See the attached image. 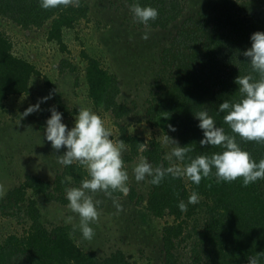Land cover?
Returning a JSON list of instances; mask_svg holds the SVG:
<instances>
[{"label": "trees", "instance_id": "trees-1", "mask_svg": "<svg viewBox=\"0 0 264 264\" xmlns=\"http://www.w3.org/2000/svg\"><path fill=\"white\" fill-rule=\"evenodd\" d=\"M139 2L159 9L158 17L147 24L152 27L167 28L184 10L182 0ZM238 2L223 0L216 8L213 19L205 13L189 16L177 30L171 45L161 53L163 70L171 75V83L160 86L156 79V87L160 89L156 97L153 94L154 98L149 99V122L164 132L177 133L181 145L190 144L192 150L186 156L211 155L223 150L220 145L200 144L203 130L198 126L194 112L208 109L217 125L236 136L253 158L257 161L264 158V141L242 139L223 120L225 112L218 111V105L224 99L240 97L237 76L252 73L258 78L249 57L243 52L252 44L251 34L264 30V16L258 12L242 16L240 12L246 8ZM88 13L89 7L84 0L77 1L75 6L52 9L41 8L39 0H0V15L23 29H40L49 22L45 37L62 51L68 50L64 42L65 30L75 28L80 20L88 18ZM139 24L146 26L141 22ZM82 56L86 59V80L93 103L112 111L116 117L129 114L130 105L118 100L120 86L117 76L104 66L98 56L85 51ZM60 64L61 71L66 65L71 71L75 70V66L65 59H61ZM34 75L42 73L15 49L11 37L0 27V103L11 95L29 92ZM160 75L162 77L163 73L160 72ZM44 79L63 116L74 113L75 109L65 103L56 84L48 76ZM169 124L175 125L174 131ZM121 139L130 151L123 155L125 164L139 154L148 157L155 165L164 160V149L155 138L147 147L144 137L122 128L119 141ZM181 162L184 165L188 160ZM214 172L215 169L198 185L189 178L186 184L184 177L170 174L158 185L150 183L147 200L150 211L159 217L165 213L174 216V222L163 227L164 264H178L174 248L186 228L185 217L192 216L198 205L204 206L209 215L202 230L194 229L199 234L197 245L193 248L197 263L247 264L249 256L259 252L262 253L261 264H264V179L245 186L242 177L233 181H218ZM86 176L84 166L74 161L71 165H64L53 181L27 174L19 185L8 191L5 197L8 205L3 203L0 208L5 210L14 206L18 218L28 217L30 226L22 235L12 233L0 241V264H134L122 250L100 258L95 250L83 249L74 239L69 224H56L49 228L42 222L37 196H42L46 202L55 200L67 204L65 184L79 185ZM193 191L199 194L200 202L198 205L188 204L187 209L181 211L178 202H187ZM113 194L123 193L114 191ZM134 194L135 190L131 189L130 195L133 197Z\"/></svg>", "mask_w": 264, "mask_h": 264}, {"label": "rangeland", "instance_id": "rangeland-1", "mask_svg": "<svg viewBox=\"0 0 264 264\" xmlns=\"http://www.w3.org/2000/svg\"><path fill=\"white\" fill-rule=\"evenodd\" d=\"M84 2L89 7L88 18L80 20L75 28L65 30L67 51H62L45 37L49 22L40 29H23L0 15V27L11 37L15 49L23 53L42 73L31 78L29 92L11 95L0 103V206L3 203L8 205L5 199L8 191L19 185L27 174L53 181L56 173L64 167L57 162V155L66 148L54 149L44 136L51 107L55 106L59 110L52 94L51 98L41 102L39 110L28 115L23 113L30 105L51 93L44 76L56 84L65 103L75 109L69 116H63L69 127L74 123L75 114L84 106L101 115L115 142H119L122 128H126L128 133L144 137L147 147L152 138L159 140L164 154L173 146L171 138L179 141L177 133L164 132L149 122V99L156 97L160 89L156 87V79L160 86L171 83V75L163 70L161 53L171 45L186 18L205 13L213 19L216 8L223 0H182L184 10L181 16L167 28L141 26L130 12L129 0ZM238 4L246 8L240 12L242 16L255 12L264 16V0H239ZM145 31L149 32L148 39L143 38ZM83 51L101 58L104 66L117 76L120 86L118 100L130 105L129 114L116 117L112 111L93 103L89 97ZM61 59L73 64L75 70L71 71L66 65L61 71ZM160 72L163 73L162 77ZM126 149L123 155L130 152L127 145ZM144 157L139 154L125 164L129 171L127 194L108 196L103 191L92 194L100 203L97 206L99 218L92 225L95 233L91 240L84 239L79 229L73 228V224L79 223V216L71 213L67 208L68 203L62 204L55 200L46 202L42 196H37L42 222L49 228L56 224L71 225L76 242L85 250H95L100 258L122 250L134 264H164L163 227L174 222V216L165 213L159 217L148 208L150 178L137 182L132 172L134 165ZM170 163L164 159L161 164L168 166ZM175 163L183 167L181 161ZM183 177L187 184L188 177ZM131 189L135 190L133 197L130 195ZM113 198L120 202L122 208L117 209ZM67 215L75 217L72 223H65L64 217ZM208 215L205 207L198 205L192 216L185 217L186 228L174 248L178 254V264H201L195 260L193 248L197 245L199 234L194 229L202 230ZM29 226L28 217L18 218L14 206L5 210L0 208V241L12 233L22 235Z\"/></svg>", "mask_w": 264, "mask_h": 264}, {"label": "clouds", "instance_id": "clouds-1", "mask_svg": "<svg viewBox=\"0 0 264 264\" xmlns=\"http://www.w3.org/2000/svg\"><path fill=\"white\" fill-rule=\"evenodd\" d=\"M43 9L58 8L60 6H75L76 0H39ZM133 18L145 25L159 15V9L151 4H141L133 0L129 5ZM149 32L143 33L148 39ZM250 39L252 44L243 54L249 57L252 69L258 73V78L252 73L237 76L238 99H224L219 103L218 111L225 112L223 120L228 123L233 133L244 140L264 141V30L254 31ZM51 98V93L42 97L35 104L30 105L23 112L28 115L39 110L42 101ZM51 115L46 120L44 136L54 149L65 147L66 150L57 155L60 165H71L74 161L84 166L87 176L79 185L65 184V195L68 200L67 208L71 213L78 214L79 223L73 224L79 229L84 239L91 240L95 229L93 224L99 218V200L93 198V193L103 191L105 195L112 196L114 191L127 194L129 192V171L125 166L123 152L126 145L121 139L115 142L111 130L105 126L100 114L90 108L81 106L75 114L71 127L63 120V113L52 106ZM198 118V126L203 130L200 139L202 145H220L223 149L211 155L198 154L195 157L186 156L191 152L190 144L181 145L175 138H171L172 147L164 154V159L170 161L168 166L162 164L153 166L147 157L140 159L132 169L137 182L150 178V183L158 185L167 174L173 177L187 176L195 184H200L202 178L213 174L218 181H233L242 177L243 184L247 186L257 180L264 179V158L257 161L250 152L243 148L236 136L224 131L208 109L194 112ZM174 131L175 125L169 124ZM188 160L183 167L175 161ZM69 180L71 178H68ZM199 194L193 191L187 202L180 200L178 207L185 211L188 204L198 203ZM117 209L122 208L118 200L113 198ZM65 223H72L73 215L64 217ZM262 253L250 255L247 264H261Z\"/></svg>", "mask_w": 264, "mask_h": 264}]
</instances>
